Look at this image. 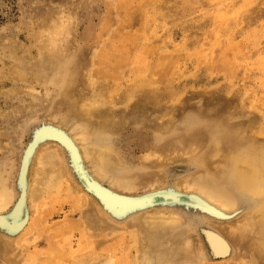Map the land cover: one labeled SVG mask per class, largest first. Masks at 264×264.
I'll list each match as a JSON object with an SVG mask.
<instances>
[{
  "label": "rangeland",
  "instance_id": "rangeland-1",
  "mask_svg": "<svg viewBox=\"0 0 264 264\" xmlns=\"http://www.w3.org/2000/svg\"><path fill=\"white\" fill-rule=\"evenodd\" d=\"M49 124L102 152L105 184L233 209L188 196L115 216ZM236 173L264 179V0H0V264H264Z\"/></svg>",
  "mask_w": 264,
  "mask_h": 264
},
{
  "label": "bare ground",
  "instance_id": "bare-ground-1",
  "mask_svg": "<svg viewBox=\"0 0 264 264\" xmlns=\"http://www.w3.org/2000/svg\"><path fill=\"white\" fill-rule=\"evenodd\" d=\"M49 126H50V130H46L47 129L46 127H45L46 129L43 128L44 132L48 131L47 134L52 135L54 139L58 140L56 144L64 148V151L66 152L65 154L68 155L70 166L75 176L82 184V186L87 190V192L89 191L94 196V198L102 204L103 209L108 210L111 214L115 216L119 213H124V211L132 210L133 208L136 207H144L145 205L153 203L157 198H162L163 200L171 199L173 201H176V200L185 199L188 196H189L188 198L194 202V205L199 207L202 211H205L206 209H208V207L211 209L212 203L214 204V211L219 214L226 215L228 213L226 211L233 209V205H230L229 203L230 201L226 196H223L222 194H218L216 198L220 200L219 203L217 202L218 200L213 195L206 193L201 188H195L192 187L191 185H187L188 189H186V191H192L194 192V194L186 195L180 190L162 189L158 192H154L155 190H152L148 193L136 195L134 193L135 189L128 187H121L118 183L116 184L112 183L113 182L112 180H111L112 182L109 181V183L107 182L105 184L104 183L105 177L107 176L106 174L108 172L106 171L107 170L106 158L104 157L102 152L99 151L98 149H87L88 147L84 145L83 137L77 134L76 132L73 133L72 130H71L72 132L70 130H66L59 124H51V125L49 124ZM45 134L46 133H44L43 136H45ZM39 155L40 154H38L37 159L39 158ZM46 157L47 156H45L44 158L46 159ZM51 157L53 156L49 154L47 158L50 159ZM92 158L95 159V161L97 162V163L95 162L96 163L95 165L93 164L92 160L90 163V159ZM45 161L47 162V159ZM88 164L89 165L93 164V166L91 165L92 167L91 166L89 167ZM230 181L234 186L240 189L241 192L252 193L256 198H258L259 204L257 208V215H258L257 218L259 219V221L264 223V179L252 178L250 176H247L246 174L240 175L239 173H236L232 176V178H230ZM32 192L33 191L29 189L28 197H30V195L31 197L32 195L37 196L36 193H32ZM221 195L224 198H222ZM6 207H7L6 202L5 203L0 202V226H3L2 222H4L3 219L6 217L5 214H3V210ZM26 218L28 221L27 216ZM24 222H22L21 224L14 223V226L16 227L15 230L20 231L21 229H24L26 223ZM228 227L231 228L230 230L232 231L236 229L234 225ZM36 231L34 229L33 232H31V234ZM144 255H146V252L144 253ZM145 257H144L145 264H151L150 263L151 261L147 260V258Z\"/></svg>",
  "mask_w": 264,
  "mask_h": 264
},
{
  "label": "water",
  "instance_id": "water-1",
  "mask_svg": "<svg viewBox=\"0 0 264 264\" xmlns=\"http://www.w3.org/2000/svg\"><path fill=\"white\" fill-rule=\"evenodd\" d=\"M4 222H8L5 218L3 219ZM6 224V223H5Z\"/></svg>",
  "mask_w": 264,
  "mask_h": 264
}]
</instances>
